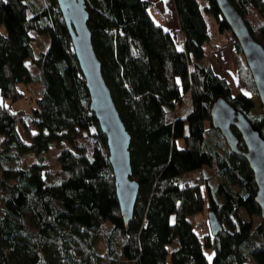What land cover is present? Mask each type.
I'll use <instances>...</instances> for the list:
<instances>
[{
    "label": "trees",
    "instance_id": "1",
    "mask_svg": "<svg viewBox=\"0 0 264 264\" xmlns=\"http://www.w3.org/2000/svg\"><path fill=\"white\" fill-rule=\"evenodd\" d=\"M172 1L180 46L151 15V0H85L102 76L131 136L139 190L126 228L106 138L89 111L56 1L0 0V264H167L169 253L173 264H209L202 237L209 244L210 230L206 224L199 235L191 220L203 209L202 183L222 226L212 234L211 264H264L263 223L240 215H260L253 172L210 120L222 96L264 138V109L254 111L257 91L235 39L238 75L250 95L205 63L207 17L231 35L215 0ZM229 1L264 47V0ZM31 32L47 37L44 50H35ZM31 82L40 90L28 96L29 109L14 110L24 96L18 83ZM185 98L190 107L179 115ZM53 143L56 168L46 162ZM195 170L194 182L177 181Z\"/></svg>",
    "mask_w": 264,
    "mask_h": 264
},
{
    "label": "water",
    "instance_id": "2",
    "mask_svg": "<svg viewBox=\"0 0 264 264\" xmlns=\"http://www.w3.org/2000/svg\"><path fill=\"white\" fill-rule=\"evenodd\" d=\"M71 40L72 49L89 94V111L94 115L106 138L108 161L114 176L115 193L124 225L127 228L136 203L139 182L132 174L130 163L131 136L126 130L110 90L101 72V64L92 45L85 0H55ZM218 10L236 40L248 67L260 104L264 109V47L250 33L241 14L229 0H215ZM213 128L219 130L232 153L245 158L256 183L254 199L260 207L264 235V138L243 113L227 100L218 97L211 109ZM238 132L244 148L239 147ZM210 233L221 230V224L209 211Z\"/></svg>",
    "mask_w": 264,
    "mask_h": 264
},
{
    "label": "rangeland",
    "instance_id": "3",
    "mask_svg": "<svg viewBox=\"0 0 264 264\" xmlns=\"http://www.w3.org/2000/svg\"><path fill=\"white\" fill-rule=\"evenodd\" d=\"M200 5H204L203 0H199ZM162 0H157L153 2V6L149 9L151 15L158 19V14L155 12V9H159L162 13H166L171 20L170 23H162L163 27L165 29H169L172 36L174 37V40L178 46L182 44V37L179 29L178 19L177 15L174 9V5L170 3V5H165ZM160 20V18H159ZM208 25H209V42L206 44V58L205 63L210 65L215 72L219 73L220 75H224L225 72L229 73V77L232 79V81L235 84V90L237 92H243L247 95H250L249 91L244 87L243 83L241 82L238 71H237V62H236V54L234 52V37L232 34L227 35V38L222 36V34L219 32L217 24L212 17H207ZM31 35L35 39V50L38 52L40 50H44L46 46L48 45V40L46 36H39L35 34V32H31ZM218 46V49L216 48ZM27 65L32 70V73L37 72V68L30 64V62L27 61ZM18 89L20 91L24 92V96L21 97L19 100L15 101L12 104V108L14 110L19 109H25L28 110L30 107V98L28 96L30 94H34L35 92H38L40 90V83H18ZM251 98L254 102V111H259V108L261 106L260 100L257 96H252ZM190 107V101L188 98H185L183 101V104L179 107L178 113L179 115H184L185 111ZM59 151V146L56 143H53L50 147V150L46 154V162L50 168H56L58 167V163L56 160V154ZM212 169H206L205 174H211ZM198 176V170L195 171H189L186 172L178 177V182L180 184L184 183H192L194 182L195 178ZM214 181L212 179L211 184H213ZM201 191L204 198V204L203 209L193 215H191V220L193 223L194 230L201 236L205 234L207 231V220H208V198H207V189L206 185L202 183L201 185ZM240 215L243 219L249 220L253 226L257 225L259 222H262L260 215H248L243 209L240 210ZM207 224V226H206ZM209 228V227H208ZM210 243L208 244L206 242V238L202 237V247L203 251L208 259V263H212V256L214 253V246H213V239H212V233H210ZM178 244V241H173L172 244H168L169 251L173 248L174 245ZM167 264H173L170 258V253L167 256ZM254 264V263H250Z\"/></svg>",
    "mask_w": 264,
    "mask_h": 264
},
{
    "label": "crops",
    "instance_id": "4",
    "mask_svg": "<svg viewBox=\"0 0 264 264\" xmlns=\"http://www.w3.org/2000/svg\"><path fill=\"white\" fill-rule=\"evenodd\" d=\"M163 2H164V4L167 6V5H170V3L172 4V6L174 5L173 4V1L172 0H162V2H157V4L158 3H162V7H163ZM156 10V12H157V14H158V18H160V23L162 24L163 22L161 21V17L162 16H165V15H167L166 13H162L161 11H159V9H155ZM168 16V15H167ZM171 22V20L169 19V22H167V23H170ZM221 33V32H220ZM222 34V36L223 37H225L224 39H226L227 38V35H229V33L227 32H222L221 33ZM30 71H32L31 69H30ZM36 73V72H35ZM35 73H33V74H35Z\"/></svg>",
    "mask_w": 264,
    "mask_h": 264
},
{
    "label": "built area",
    "instance_id": "5",
    "mask_svg": "<svg viewBox=\"0 0 264 264\" xmlns=\"http://www.w3.org/2000/svg\"><path fill=\"white\" fill-rule=\"evenodd\" d=\"M152 2H155V1H157V0H151ZM161 21L163 22V23H167V22H169V17L167 16V15H165V16H162L161 17ZM226 33H227V31H225Z\"/></svg>",
    "mask_w": 264,
    "mask_h": 264
}]
</instances>
